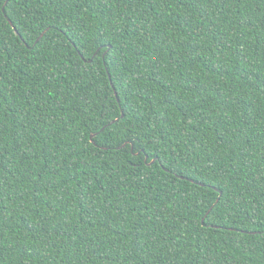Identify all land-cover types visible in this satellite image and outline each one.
I'll return each instance as SVG.
<instances>
[{
    "label": "trees",
    "instance_id": "16d2710c",
    "mask_svg": "<svg viewBox=\"0 0 264 264\" xmlns=\"http://www.w3.org/2000/svg\"><path fill=\"white\" fill-rule=\"evenodd\" d=\"M0 264H264V0H0Z\"/></svg>",
    "mask_w": 264,
    "mask_h": 264
},
{
    "label": "water",
    "instance_id": "95a60500",
    "mask_svg": "<svg viewBox=\"0 0 264 264\" xmlns=\"http://www.w3.org/2000/svg\"><path fill=\"white\" fill-rule=\"evenodd\" d=\"M115 94H116V93H115ZM121 116H123V114H121ZM93 135H94V134H91V138L93 137ZM123 145H124V144H123ZM131 149H132V146H131ZM146 158H147V155H146ZM155 159H156V158H153V159L151 160V162H154Z\"/></svg>",
    "mask_w": 264,
    "mask_h": 264
}]
</instances>
